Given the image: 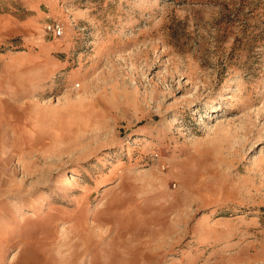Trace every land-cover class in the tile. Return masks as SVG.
Segmentation results:
<instances>
[{"label":"rangeland","instance_id":"obj_1","mask_svg":"<svg viewBox=\"0 0 264 264\" xmlns=\"http://www.w3.org/2000/svg\"><path fill=\"white\" fill-rule=\"evenodd\" d=\"M0 264H264V0H0Z\"/></svg>","mask_w":264,"mask_h":264},{"label":"built area","instance_id":"obj_2","mask_svg":"<svg viewBox=\"0 0 264 264\" xmlns=\"http://www.w3.org/2000/svg\"><path fill=\"white\" fill-rule=\"evenodd\" d=\"M45 31L54 37H60L63 34V28L58 22H52L45 25Z\"/></svg>","mask_w":264,"mask_h":264},{"label":"crops","instance_id":"obj_3","mask_svg":"<svg viewBox=\"0 0 264 264\" xmlns=\"http://www.w3.org/2000/svg\"><path fill=\"white\" fill-rule=\"evenodd\" d=\"M35 23H38V21H37V22H35Z\"/></svg>","mask_w":264,"mask_h":264}]
</instances>
